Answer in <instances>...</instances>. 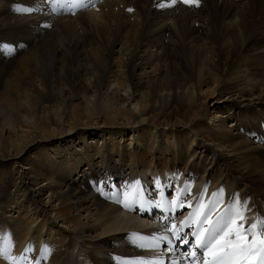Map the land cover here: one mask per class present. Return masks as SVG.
I'll return each instance as SVG.
<instances>
[{
	"label": "bare ground",
	"instance_id": "obj_1",
	"mask_svg": "<svg viewBox=\"0 0 264 264\" xmlns=\"http://www.w3.org/2000/svg\"><path fill=\"white\" fill-rule=\"evenodd\" d=\"M86 2L0 0V264H191L188 206L264 217V0Z\"/></svg>",
	"mask_w": 264,
	"mask_h": 264
},
{
	"label": "snow or ice",
	"instance_id": "obj_2",
	"mask_svg": "<svg viewBox=\"0 0 264 264\" xmlns=\"http://www.w3.org/2000/svg\"><path fill=\"white\" fill-rule=\"evenodd\" d=\"M176 2L177 0H171L170 4L160 3L158 7H171ZM181 2L186 5L199 6L200 0H181ZM51 3L74 4L78 8L87 7L86 0H51ZM24 11L31 12L33 9L28 8ZM127 11L132 12L133 9L129 8ZM4 46L0 42V47ZM222 191V189L219 190V192ZM212 195L217 196L218 193ZM116 202L121 203L120 200ZM134 203L133 200L132 204ZM172 203L181 208L184 207V205L178 204V201ZM218 203L219 201L210 200L206 205L201 201L196 205V213L181 221L179 226L171 225L170 237H151L149 239L152 243L148 246L156 248L163 241L171 251L173 245L177 247L185 245L190 250L193 264H199L201 255L203 264H264V235H261L264 232V217L258 216L255 218V222L247 224L248 217L244 215L242 209H248V204L236 197L213 219L211 213ZM123 206L130 208L131 204L125 199ZM205 208L207 211H204ZM191 223L197 225L196 232L192 234L193 239H189L188 233L183 231V229L189 228ZM205 224L207 227H203ZM46 248L47 246H42L41 251L43 252ZM0 256L8 258L6 248L0 247Z\"/></svg>",
	"mask_w": 264,
	"mask_h": 264
},
{
	"label": "rangeland",
	"instance_id": "obj_3",
	"mask_svg": "<svg viewBox=\"0 0 264 264\" xmlns=\"http://www.w3.org/2000/svg\"><path fill=\"white\" fill-rule=\"evenodd\" d=\"M88 60H91L90 59V57H88ZM18 110H20L21 111V116H22V114H23V116L22 117H24V116H26V113H27V109L25 108V107H22V106H18L16 109H15V113L13 114V116L16 114V112L18 111ZM229 123V122H228ZM34 149V150H33ZM33 149H30V150H28L26 153H25V155L26 154H30V153H32V151L33 152H37V148H33ZM24 158H25V156H22L21 158H19V162H20V164L21 165H23V164H25V160H24ZM19 164V165H20ZM19 165H17L16 167H13V166H8L11 170H13V172H17L18 170H20V171H22V168H21V166H19ZM4 168H6L5 166H3ZM5 230H6V228H5ZM5 232V231H4ZM4 232H2V233H4ZM184 263H187V260H184ZM191 264H193V263H191Z\"/></svg>",
	"mask_w": 264,
	"mask_h": 264
}]
</instances>
